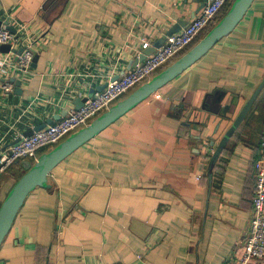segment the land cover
<instances>
[{
  "label": "crops",
  "instance_id": "1",
  "mask_svg": "<svg viewBox=\"0 0 264 264\" xmlns=\"http://www.w3.org/2000/svg\"><path fill=\"white\" fill-rule=\"evenodd\" d=\"M199 6L195 0H0V20L9 18L39 55L26 79L10 76L21 80V92L14 82L12 92L0 89V144L76 108L92 84L129 70L144 42L152 45L180 20L190 22ZM233 100L238 104L223 118L218 111ZM263 130L264 0H254L196 63L51 171L18 211L0 264H237L249 233ZM22 163L0 172V207L26 172Z\"/></svg>",
  "mask_w": 264,
  "mask_h": 264
},
{
  "label": "built area",
  "instance_id": "2",
  "mask_svg": "<svg viewBox=\"0 0 264 264\" xmlns=\"http://www.w3.org/2000/svg\"><path fill=\"white\" fill-rule=\"evenodd\" d=\"M228 0H208L206 5L188 22L180 31L167 37L165 43L156 51L146 56L131 69L118 73V78L113 79L115 74L106 78L107 86L102 90H95L92 96L86 95L83 105L76 108H68L67 113L47 124L44 128L34 131L30 136H25V131L20 132L11 143L0 144V172L6 171L10 166L19 160H35L39 158L40 150L52 145H58L66 136H70L85 126L89 125L93 118H97L111 108L112 103L117 101L123 94L148 81L158 69L165 68L177 57L187 51V48L195 42L199 35L214 24L220 10ZM16 33H12L5 25L0 26V45L10 44L11 50L2 53L0 56V89L3 92L13 91V82L10 76L17 73V77L26 79V74L32 66L34 57V44H24ZM151 45L146 41L142 48ZM24 47L17 61L13 62L16 54L12 51L19 47ZM16 78V77H15ZM97 83L96 76H88ZM91 87L95 88L96 84ZM84 97V98H85ZM37 103V102H35ZM54 103V102H53ZM52 105L55 108L61 107V102ZM34 104L30 103L27 108ZM53 107V109H55ZM52 110V107H51ZM52 117V114L49 115ZM43 122V121H42ZM35 126L33 125L31 129ZM252 260H264V130L261 136V146L255 161V189L252 198V213L250 218L249 233L245 242V252L238 260L237 264H250Z\"/></svg>",
  "mask_w": 264,
  "mask_h": 264
},
{
  "label": "water",
  "instance_id": "3",
  "mask_svg": "<svg viewBox=\"0 0 264 264\" xmlns=\"http://www.w3.org/2000/svg\"><path fill=\"white\" fill-rule=\"evenodd\" d=\"M195 1L197 3H200V6L196 11V13H198L206 5L208 0ZM253 1L254 0H234L225 15L197 43H195L190 49H188L184 54L178 57L163 70L153 76L150 80L143 83L126 98L120 100L109 110L105 111L103 114L95 118L89 125L72 134L69 138L60 142L52 150L40 156L35 163H32V161L28 159L23 160L22 164L26 172L15 183L0 207V246L7 236L15 217L27 196L35 188H37L38 186H42L47 182L48 175L60 162H62L83 144L101 133L105 128L117 121L131 109L136 107L139 103L147 99L154 92L159 90L161 87L184 72L187 68L196 63L214 45H216L224 36H227L237 26ZM186 24L187 21L184 20H180L179 22H177L174 26H172V28H170L168 32H166L164 36L156 40L149 47L144 48L141 54L134 59V61L132 62V66H135L140 61H143L146 56L153 54L157 48L161 47L165 43L168 36L180 31ZM1 25H5L7 29H9L12 33H16L17 31L15 26L10 23L9 18L0 20V26ZM10 50V44L0 45V52L7 53ZM23 50L24 47L22 46L18 49L12 50L16 54L15 61H17L18 56L22 53ZM33 51L35 55L33 57L32 65L36 66V61L38 60L39 55L35 49H33ZM132 66H130L129 69H131ZM118 76L119 75H116L113 79L118 78ZM10 80L16 84V91L21 92V80L15 77H11ZM106 86L107 83L98 85L95 88L92 87L88 95L92 96L95 90H102ZM85 100L86 97L78 98L76 101V109L80 108ZM235 100L232 101V104H228L224 109L218 111V113L223 118L228 117L227 111L231 109L232 105L236 106L238 104V101ZM247 109L248 104L245 105V107L241 110L232 125L228 128V130L221 138L215 151L216 157L221 154L228 140L232 137L235 130L240 125ZM66 113L67 111L64 110L63 112H61V114H56L51 118H48L33 129L25 132L24 135H32L34 131H38L44 128L47 124L53 123L55 120L60 119L61 116L66 115ZM213 114L215 113L213 112ZM206 126L207 123L203 122L200 126V129L206 128ZM219 127L220 124L217 126L216 131ZM214 143L215 140L212 139V144L214 145Z\"/></svg>",
  "mask_w": 264,
  "mask_h": 264
},
{
  "label": "trees",
  "instance_id": "4",
  "mask_svg": "<svg viewBox=\"0 0 264 264\" xmlns=\"http://www.w3.org/2000/svg\"><path fill=\"white\" fill-rule=\"evenodd\" d=\"M234 0H228V2L225 4V6L220 10V12L218 13L215 22H218L224 15L225 13L229 10V8L232 5V2ZM209 28H207L204 32H202L199 37L195 40V42H193L188 49H190L195 43H197L207 32H208ZM186 52V51H185ZM185 52L181 53L178 57H180L182 54H184ZM177 57V58H178Z\"/></svg>",
  "mask_w": 264,
  "mask_h": 264
},
{
  "label": "rangeland",
  "instance_id": "5",
  "mask_svg": "<svg viewBox=\"0 0 264 264\" xmlns=\"http://www.w3.org/2000/svg\"><path fill=\"white\" fill-rule=\"evenodd\" d=\"M210 29V28H209ZM176 60V59H175ZM174 60V61H175ZM169 65V64H168ZM167 65V66H168ZM166 66V67H167ZM162 69H158L155 73H154V75H156L157 73H159L160 71H161ZM146 82V80H144L141 84H138L135 88H133L132 90H130L129 92H127V93H125V94H123L117 101H115L114 103H112V105H111V107L112 106H114L117 102H119L120 100H122V99H124V98H126L129 94H131L135 89H137L139 86H141L143 83H145ZM95 118H93V119H91L90 121H93ZM69 136H66L64 139H62V141H64L65 139H67ZM61 141V142H62ZM55 146H57V145H52V146H49L48 148H46L45 150H47V151H49V150H52ZM39 155V157L41 156V153H39L38 154ZM33 162H35V160H33Z\"/></svg>",
  "mask_w": 264,
  "mask_h": 264
}]
</instances>
